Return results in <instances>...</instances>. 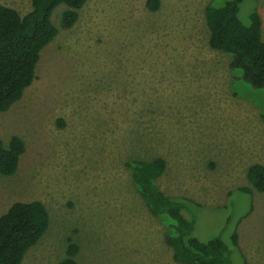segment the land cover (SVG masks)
<instances>
[{"label":"rangeland","instance_id":"374dc122","mask_svg":"<svg viewBox=\"0 0 264 264\" xmlns=\"http://www.w3.org/2000/svg\"><path fill=\"white\" fill-rule=\"evenodd\" d=\"M210 1L159 0L152 11L147 0H87L69 29L59 25L64 5L55 9L59 32L34 81L0 112L3 142L25 144L16 172L0 174V215L32 200L49 213L21 264H58L70 243L79 264H175L166 226L124 165L157 157L166 169L156 184L189 199L193 235L220 236L234 264H264V192L247 178L264 165V90L234 80L230 57L209 47ZM0 4L31 9V0ZM255 7L264 41V0Z\"/></svg>","mask_w":264,"mask_h":264},{"label":"trees","instance_id":"16d2710c","mask_svg":"<svg viewBox=\"0 0 264 264\" xmlns=\"http://www.w3.org/2000/svg\"><path fill=\"white\" fill-rule=\"evenodd\" d=\"M245 1L209 2L205 8L208 45L230 57L229 68L234 80H242L252 89L264 90L262 21L255 7L257 0H248L253 5L243 16L245 18L242 17L241 6ZM86 2L31 0V9L24 15L0 4V112L8 111L19 101L34 81L41 51L59 32L52 20L55 9L64 5L59 25L62 29H69ZM146 5L154 11L159 7V0H147ZM261 118L264 121V109ZM24 152L25 144L19 136L12 135L7 144L0 138V174L13 175ZM124 165L150 214L160 218L166 226L164 239L172 248L175 264H234L229 247L220 236L203 241L193 235L194 219L183 215L189 199L168 196L157 186L156 180L166 169L163 158L127 160ZM247 178L253 189L264 192V165H251ZM241 188L253 194L251 188ZM48 226L49 213L41 201L13 202L0 215V264H21L27 251L39 241ZM231 238L238 247L237 235L233 234ZM77 252V245L70 243L66 256L58 264H79L75 259ZM240 264L255 263L243 259Z\"/></svg>","mask_w":264,"mask_h":264}]
</instances>
